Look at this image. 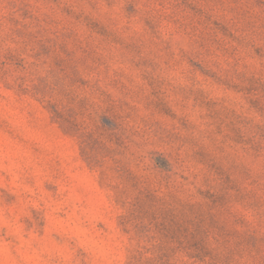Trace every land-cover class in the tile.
I'll return each mask as SVG.
<instances>
[{"label": "rangeland", "instance_id": "1", "mask_svg": "<svg viewBox=\"0 0 264 264\" xmlns=\"http://www.w3.org/2000/svg\"><path fill=\"white\" fill-rule=\"evenodd\" d=\"M0 264H264V0H0Z\"/></svg>", "mask_w": 264, "mask_h": 264}]
</instances>
